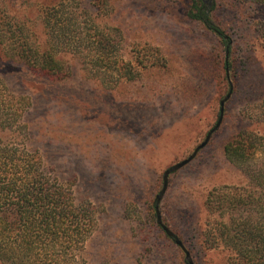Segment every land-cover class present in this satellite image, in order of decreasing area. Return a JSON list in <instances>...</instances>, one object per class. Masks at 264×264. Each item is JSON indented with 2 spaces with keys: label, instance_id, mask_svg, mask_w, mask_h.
Wrapping results in <instances>:
<instances>
[{
  "label": "rangeland",
  "instance_id": "1",
  "mask_svg": "<svg viewBox=\"0 0 264 264\" xmlns=\"http://www.w3.org/2000/svg\"><path fill=\"white\" fill-rule=\"evenodd\" d=\"M52 1L19 0L18 11L30 18L40 44L38 16ZM210 1L217 5L214 20L230 38L229 57L218 38L186 17L189 0H108L98 12L80 0L97 31L116 38L118 57L139 72L134 81L109 87L108 77L70 53L58 55L64 67L58 79L0 57V78L29 101L20 129L0 130V140L37 152L46 172L71 188L76 204H91L97 225L82 253L86 264H186L157 225L154 200L164 171L187 158L214 127L231 87L219 129L169 176L158 206L162 223L193 264H222L227 257L221 250H201L197 234L207 219L210 191L247 185L226 160L225 144L242 130L264 135L257 119L264 108V50L257 30L264 6ZM155 55L162 61L152 63ZM224 59L231 62V85L223 80Z\"/></svg>",
  "mask_w": 264,
  "mask_h": 264
},
{
  "label": "trees",
  "instance_id": "2",
  "mask_svg": "<svg viewBox=\"0 0 264 264\" xmlns=\"http://www.w3.org/2000/svg\"><path fill=\"white\" fill-rule=\"evenodd\" d=\"M89 1L97 12L108 4ZM253 1L264 6V0ZM80 3L54 0L43 6L40 44L27 24L30 18L18 11L19 0H0V57L58 79L64 70L58 55L70 53L108 77L109 87L122 79L134 81L139 72L118 57L116 38L111 32L99 33L95 18ZM216 9L210 0H189L186 17L218 38L229 57L230 38L214 20ZM257 30L264 50V20ZM151 59L154 64L161 60L157 55ZM226 69L231 70V62L224 59L223 80H228ZM28 108V99L12 94L0 78V130L18 131ZM257 116L264 123V108ZM224 154L247 185L208 193L198 246L226 252L222 264H264V135L242 130L225 144ZM96 225L91 204H76L71 188L46 172L37 152L0 140V264H86L82 253Z\"/></svg>",
  "mask_w": 264,
  "mask_h": 264
},
{
  "label": "water",
  "instance_id": "3",
  "mask_svg": "<svg viewBox=\"0 0 264 264\" xmlns=\"http://www.w3.org/2000/svg\"><path fill=\"white\" fill-rule=\"evenodd\" d=\"M226 55H227V51H226ZM226 75H227V79H228V70L227 69H226ZM228 82H229V85H231L229 79H228ZM230 96H231V87H230V90H229L228 94L219 103L218 120H217L216 124L214 125V127L206 134L203 142L201 144H199L187 158H185L184 160H182V161L170 166L169 168H167L164 171L163 176H162V187H161V190L158 192V194L156 195L155 200H154V211H155L156 223L162 229V231L166 234V236L168 238H170L171 240H173L175 245L180 248V250L184 254V259H185L186 264H193V262L191 260V257H190V254L186 250V248L183 246V244L180 242V240L175 236V234L172 233L162 223L158 206L160 204V201H161L162 197L164 196V194H165V192L167 190L169 176L171 174L179 171L180 169L185 167L187 164H189L196 157L198 152L200 150H202L208 144L212 134L219 129V127H220V125L222 123V119H223L224 106H225V103L229 100Z\"/></svg>",
  "mask_w": 264,
  "mask_h": 264
}]
</instances>
